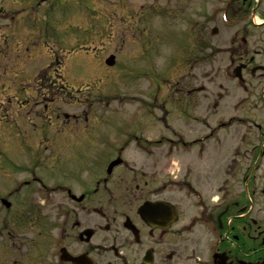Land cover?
Segmentation results:
<instances>
[{
	"label": "flooded vegetation",
	"instance_id": "obj_1",
	"mask_svg": "<svg viewBox=\"0 0 264 264\" xmlns=\"http://www.w3.org/2000/svg\"><path fill=\"white\" fill-rule=\"evenodd\" d=\"M198 24L195 34L187 37L188 53L180 56L190 69L185 74L188 83L194 79L197 84L182 89L191 102L203 97L192 94L202 89L198 80L203 40ZM255 45L262 48L249 43L234 47L228 72L234 74L236 69L243 84L258 81L264 92V43ZM55 58L52 64L59 65ZM40 94H22L16 106L3 110L7 135L0 138V145L7 148H0V264H264V141L257 139L252 145L251 136L240 137L248 145L243 155L246 166L238 170L239 175L232 172L227 182L215 173L217 201L212 195L201 196V216L188 217L180 211L184 206H179V198L184 200L185 195L172 196L171 177L160 185L152 176L154 171L132 167L124 160V140L130 136L122 137L116 147L111 144L110 151H85L95 141L108 143L109 137L97 134L99 121H79V113L64 110L69 100L58 98L47 104ZM216 97L217 132L234 123L233 115L220 118L226 109L253 112L247 114L256 120L247 123L263 128V103L251 110L246 97L232 106L221 105L220 90ZM25 103L28 106L21 108ZM45 111L55 118L47 124ZM82 133L92 135L91 144ZM223 139L218 136L215 141L218 155H223ZM153 142L157 140L148 137L139 141L145 150ZM75 146L83 151H72ZM62 149L69 150L76 167L67 171L60 167ZM180 184L184 188L187 182ZM3 199L9 203L6 208ZM145 203L147 208H141Z\"/></svg>",
	"mask_w": 264,
	"mask_h": 264
},
{
	"label": "rangeland",
	"instance_id": "obj_2",
	"mask_svg": "<svg viewBox=\"0 0 264 264\" xmlns=\"http://www.w3.org/2000/svg\"><path fill=\"white\" fill-rule=\"evenodd\" d=\"M223 1L224 0H0V60L1 62H6L5 64H0V68L6 65L7 69H9L12 74L18 73L13 76V81L15 83L19 84L25 82V75L20 73V69L23 70L27 66L24 71H29L31 65L26 64V61L29 60V56H38L37 62H39V59L43 60V54L41 53L42 50L40 47H33V45L30 48V52H24L22 44L40 43V40H45L46 43H50L48 41L59 43L57 50L59 54H61L65 48H74L78 43L92 47V51L89 53L95 58L104 59L105 56L113 52L116 56V64H118L115 68L106 71L103 79L102 77L98 78L94 75L103 72L98 68L100 62L82 50L73 53L74 55L69 58V69L66 74L67 80L70 83L75 82L76 84H80V80L85 79L89 82L92 76L94 80H92L88 88L94 90L101 87L111 94H113V92L119 94L122 107L115 110L116 113L106 118L116 121L100 125L106 129L103 132V136H112L115 134L114 131L108 130L110 126L116 129L122 126L123 120L134 118L138 102L134 103L128 100L127 98L129 97L126 96V94L132 93L131 97H142L141 94L135 92L139 89L145 90L147 89L146 87L149 86L150 88L153 87L156 93L157 100L153 102L155 106H152L153 103L147 104L143 107L144 112H137V115L140 116L139 119H135L134 122L131 123L124 121L127 128H130L127 130H132L134 126V129L136 127V131H139L144 137L148 138H157L161 135H175L177 137L183 135L191 139V137L201 136L202 133L207 130L206 128L204 129L206 124L203 123L202 127L201 123L196 125L197 121L194 117L198 115L200 121V114L204 117L207 113L205 112L204 114L203 110L199 108L200 104L198 101L194 103L191 102L187 106L186 100H181L180 102L171 94L174 91L171 89L180 85L182 81L174 79L175 73L178 70L177 66L169 69L170 66L168 63V68L166 69V48L167 43H169L171 48L177 46L178 43H182L185 36L190 35V32L194 35L195 32L191 31V27L194 28V24L192 25V23L195 18L207 26L206 33H203L202 36L204 53L207 55L203 62V83L207 86V90L204 91L205 99L203 106L205 110H213L212 107L207 108V104H210L214 99V97L211 98L210 95L216 82H218L215 75L216 59L222 57L223 54L217 53L219 49L211 50V48H217V46H219V48L225 47V45H227L226 40L228 36L235 31H238L239 35L243 31H248L242 25L247 21L249 15L245 16L244 19L243 17H236L233 22L235 20L240 22L234 24V27L231 29L224 30L218 22H213L216 17L221 16V10L219 11L218 9L224 8ZM261 1V4L257 7V22L261 21V16H259V14L262 15L264 11V0ZM197 3H199V5H197ZM235 7H237V1L231 5V10ZM216 9L219 12L216 11ZM134 13H138L139 17ZM215 14L216 17L212 20L211 16ZM208 16H210L212 20L209 23L207 22ZM144 18L147 19V25L143 23ZM135 24H138L139 28L145 26L146 28L143 29L142 27L141 30L144 31V33L142 34L140 31V35L134 39L132 33L129 32L123 41L122 30H129ZM99 25L101 27H99ZM214 26L218 28L217 34L211 33V29ZM161 29L164 30L160 33ZM226 30H228V32ZM251 30L249 40L253 39L255 43H261L260 40H264V26L263 28L261 26ZM43 32L49 36L44 37L46 34L43 36ZM175 33H177L178 36L173 35ZM168 34L172 35L171 39L168 38ZM4 43H11L6 50H9L12 44L15 46L19 43L18 49L20 50L16 51V53L19 55V62H21L20 54L22 55V63L20 66L12 67L11 63L7 62L6 50L2 49L4 48ZM121 43H123L122 46ZM49 46L52 47V45ZM52 48L56 49L54 46ZM32 62L35 63L34 58ZM33 63L30 62V64L34 65ZM149 68L151 69V77L149 79L143 75H139L138 72H146ZM181 69L182 68H180V70ZM192 71H194V68ZM167 72L168 77L166 78ZM170 78L174 81L171 85L169 83ZM229 89H231V94L228 99L231 98L232 101H236L242 97L243 93H238V90L232 83L229 84ZM110 100L112 107H114L115 104H119V102L114 101L113 97H111ZM180 103L181 108L179 109L178 105ZM79 104L80 101L72 100V105L69 106L68 111H71L73 107L81 108ZM105 108L109 109V107ZM72 111L76 113L80 112V110L75 109ZM105 111L108 110H104V114H106ZM144 113L145 118L143 117ZM214 118V114L212 117L208 114L202 119L209 125ZM90 119L94 120L95 118L91 117ZM240 134L241 128H237L233 135L229 136V139L233 141L235 139H232V137L239 136ZM254 134L255 129L252 130V135ZM82 135L90 141V144L92 143L93 137L91 134L82 133ZM0 138H3V135H0ZM231 144L235 145L234 142ZM0 146L2 150H6L7 148L3 147V144ZM94 146L100 148V145L96 143V141ZM88 147L89 145H87L85 151L89 150L94 152L93 149H88ZM72 151L78 152V146H75ZM234 151L236 150L233 149V151H231L229 149V152L232 153L227 154L223 152V155H218L214 147L210 145L206 151L201 153V156L199 154V158L197 157L198 155L196 156L192 153L186 157L172 154L168 161L162 156L164 152L163 147H161V149L157 148V151L152 156H147L144 153L138 152V150H135L133 147H129L124 154L137 166H144L146 169H160V171L163 169L165 174L170 175L173 179L186 177L205 195L215 194L214 197H216L217 194L213 188L214 177H210V173H218V177L220 176L221 180L226 179L225 181L227 182V179L232 177L229 175L232 173L231 170H235L234 167L238 168L240 164H242L244 168L247 164L246 159L243 158L246 151L245 147L241 146V148H239L238 155L241 157H236L235 155H237V152ZM69 156L67 151L63 154L64 162L60 167H63L64 171H67L69 167L77 166L73 160L69 159ZM70 157H72V155ZM210 163H213V165L210 166L209 169H213L214 171L205 174L203 169L209 166L207 164ZM162 173L163 171L160 172L158 177H160ZM226 174H228L229 177ZM220 182L223 183L222 181ZM179 206L180 208L184 206V210L180 211H184L185 216H189L194 210L191 201L187 199L181 200L179 198ZM253 206L257 207L258 205L255 203ZM189 209L190 211L188 212Z\"/></svg>",
	"mask_w": 264,
	"mask_h": 264
},
{
	"label": "water",
	"instance_id": "obj_3",
	"mask_svg": "<svg viewBox=\"0 0 264 264\" xmlns=\"http://www.w3.org/2000/svg\"><path fill=\"white\" fill-rule=\"evenodd\" d=\"M113 62V60L112 59H110V60H107V63H109V64H111Z\"/></svg>",
	"mask_w": 264,
	"mask_h": 264
}]
</instances>
